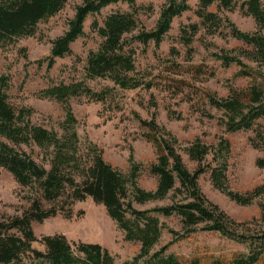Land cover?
<instances>
[{"label": "trees", "instance_id": "obj_1", "mask_svg": "<svg viewBox=\"0 0 264 264\" xmlns=\"http://www.w3.org/2000/svg\"><path fill=\"white\" fill-rule=\"evenodd\" d=\"M69 1L0 0V46L15 45L22 38L35 36L39 24L59 13ZM119 2L128 4L131 10L114 11L103 24L93 23L102 42L89 52L84 68L86 79H109L113 86L98 91L84 79L53 84L37 94L62 104L65 117L60 127L63 133L34 123L32 118L36 110L33 107L17 109L10 102L9 77L0 75V166L10 171L20 185L29 188L26 198L30 202L21 215L7 217L0 213V264H264V228L256 229L253 225L259 219H234L206 196L199 182L200 176L210 171L214 187L240 205H251L264 196V184L248 192L231 188L229 139L223 136L215 145L199 137L189 142L184 150L198 163L195 170H190L179 152L178 137L158 123L156 114L144 119L135 113L146 129L144 138L153 144L157 155V161L151 166L152 173L158 177L153 190L138 184L143 164L136 161L133 152L129 157V170L124 173L106 161L103 150L96 143L81 141L71 98L85 95L90 100L105 102L116 87L125 90L153 88L152 79L137 68L135 43L146 47L154 41L158 46L171 30L174 18L191 9L189 0H165L156 26L149 30L139 18L137 0H84L77 6L67 31L52 41L51 53L45 58L48 67H53L58 57L73 53L71 45L85 36L84 23L90 14L100 13ZM214 5L216 12L211 10ZM237 7L255 19V32L242 31L228 16H222V12ZM196 14L208 34H217L225 24L234 38L251 47L225 50L215 53V57L223 66L238 65L236 75L251 78L252 82L242 89L231 87L225 98L208 90L204 94L208 103L222 112L220 121L227 132L255 130L259 121L264 120V0H199ZM200 30L197 23L183 27L181 40L191 46ZM21 52L28 59L27 49L22 48ZM37 62L42 64L43 60ZM256 132L253 146L264 150V133L258 129ZM36 152L42 156V163L35 158ZM258 164L264 167V159ZM89 197L105 206L125 232V240L141 244L139 252L131 259L119 261L101 243L73 241L63 233L44 235L41 239L36 236L34 221L43 222L58 214L71 218L75 203ZM166 199L172 202L150 209L135 207V203ZM260 205L264 220V202ZM160 215L181 216L183 227L182 231L169 228L173 240L155 250L165 227ZM200 226L202 230L218 232L246 245L247 250L230 255L203 252L189 257L168 253L174 241L186 238ZM36 241L44 248L34 247Z\"/></svg>", "mask_w": 264, "mask_h": 264}, {"label": "rangeland", "instance_id": "obj_2", "mask_svg": "<svg viewBox=\"0 0 264 264\" xmlns=\"http://www.w3.org/2000/svg\"><path fill=\"white\" fill-rule=\"evenodd\" d=\"M83 2L70 0L59 13L39 24L35 36L22 38L15 45L0 46V75L9 77L10 102L17 109L33 107L36 110L33 122L60 134L63 133L60 122L65 117L62 104L56 99L40 98L38 92L53 84L86 79L84 68L88 54L102 42L101 36L93 29V23L98 21L103 24L104 19L114 11L131 10L128 4L119 2L105 7L100 13L90 14L84 23L85 36L71 45L73 53L58 57L53 67L49 68L45 58L51 53L52 41L67 31L77 6ZM164 3L165 0H137L139 18L147 29L156 26ZM189 3L191 9L174 18L171 30L158 46L154 41H150L146 47L135 43L137 68L152 79L154 87L132 90L116 87L105 102L90 100L85 95L71 98L78 119L77 131L83 143L87 140L96 143L103 150L106 161L124 173L129 170V157L133 152L136 161L143 164L138 184L147 190L157 186L158 177L151 171L157 155L153 144L144 138L146 129L140 125L135 113L144 119H151L156 114L158 123L178 137L181 143L179 152L190 170H195L198 163L189 158L184 147L198 137L209 145H215L224 136L231 143L229 184L233 190L248 192L264 184V167L258 164L260 159H264V150L255 148L252 143L257 136L256 129L264 133V120L259 121L255 130L227 132L220 121L222 112L208 103L204 93L208 90L225 98L231 87H247L252 82L251 78L237 76L238 65L223 66L215 53L251 47L234 38L225 24L217 34H208L202 26V19L196 14L199 0H189ZM211 10L216 12V5ZM221 14L228 16L242 31L257 30L255 19L239 7ZM193 23H197L201 30L192 45L186 46L181 40V30ZM22 48L27 49L28 59L21 52ZM39 60H43L42 64L37 62ZM86 81L98 91L113 86L109 79ZM204 110L213 117L205 115ZM34 156L42 163V156L38 152ZM199 182L206 196L234 219L247 221L258 218L259 222L253 225L256 229L264 228L260 205L264 202V196L251 205H240L214 187L210 171L202 174ZM28 194L29 188L20 185L10 171L0 166V213L7 217L21 215L30 205L26 198ZM171 202L166 199L146 204L135 203V207L150 209ZM73 208L71 218L58 214L43 222L34 221L36 236L41 239L44 235L63 233L73 241L98 242L116 255L119 261L131 259L139 252L141 244L125 240V232L111 218L104 205L89 197L76 202ZM160 219L165 227L155 250L173 240L169 228L182 231L183 227L179 215H160ZM202 226L186 238L174 241L168 253L189 257L203 252L230 255L247 250L246 245L229 240L218 232L202 230ZM33 246L44 248L39 241L34 242Z\"/></svg>", "mask_w": 264, "mask_h": 264}]
</instances>
